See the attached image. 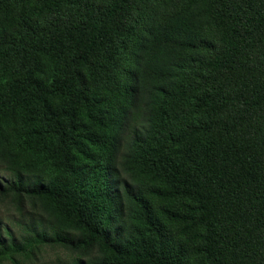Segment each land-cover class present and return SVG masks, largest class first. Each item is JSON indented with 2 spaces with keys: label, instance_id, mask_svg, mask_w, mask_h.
Masks as SVG:
<instances>
[{
  "label": "trees",
  "instance_id": "1",
  "mask_svg": "<svg viewBox=\"0 0 264 264\" xmlns=\"http://www.w3.org/2000/svg\"><path fill=\"white\" fill-rule=\"evenodd\" d=\"M0 160L57 220L0 261L264 264V0H0Z\"/></svg>",
  "mask_w": 264,
  "mask_h": 264
},
{
  "label": "rangeland",
  "instance_id": "2",
  "mask_svg": "<svg viewBox=\"0 0 264 264\" xmlns=\"http://www.w3.org/2000/svg\"><path fill=\"white\" fill-rule=\"evenodd\" d=\"M154 82V81H153ZM151 96L140 98L136 101V107H132L131 113L137 114V121H131L129 129L134 126H139L145 119V112L149 109ZM125 130V135L121 137V142L124 143L126 135L131 131ZM124 149H120L116 161H119ZM6 164L0 160V189L4 184L12 180L13 174L8 170ZM123 174L124 171L122 170ZM122 174V175H123ZM14 200L12 194H0V238L4 241L11 239L18 241L26 232L27 227L34 229H44L50 231L53 222L57 223L56 218L48 211L47 206L38 197L23 196L21 205ZM69 235L76 234V230L67 229ZM96 248L92 251L82 252L78 248L63 246L58 244L43 245L29 258H17L15 264H72L76 258H81L83 262H88L96 254ZM0 264H13L8 260H1Z\"/></svg>",
  "mask_w": 264,
  "mask_h": 264
}]
</instances>
